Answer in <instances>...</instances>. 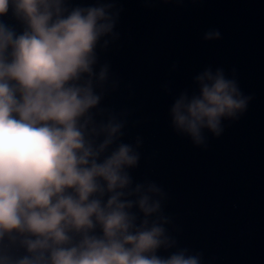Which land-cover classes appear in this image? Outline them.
Masks as SVG:
<instances>
[{"label": "clouds", "instance_id": "clouds-1", "mask_svg": "<svg viewBox=\"0 0 264 264\" xmlns=\"http://www.w3.org/2000/svg\"><path fill=\"white\" fill-rule=\"evenodd\" d=\"M10 6L25 28L17 35L0 22V264H201V254L187 249L155 254L175 240L164 227L163 190L132 186L127 169L139 161L133 146L120 143L98 163L124 121L110 114L97 123L90 111L103 98L95 88L109 71L105 64L94 72L95 49L104 37L118 38L113 29L122 9L0 0V16ZM194 82L198 94L182 92L171 107L172 126L206 147L204 130L219 137L222 120L239 119L251 97L223 69L209 67ZM134 206L143 214L139 225ZM97 227L101 236L93 234Z\"/></svg>", "mask_w": 264, "mask_h": 264}, {"label": "water", "instance_id": "water-1", "mask_svg": "<svg viewBox=\"0 0 264 264\" xmlns=\"http://www.w3.org/2000/svg\"><path fill=\"white\" fill-rule=\"evenodd\" d=\"M100 3L122 11L118 38L95 49L94 72L105 64L109 71L90 111L97 123L112 114L124 127L98 163L118 144L131 145L139 153L127 169L132 186L154 183L165 193L161 212L175 246L155 254L187 249L201 264H264V0H67L70 8ZM0 22L17 35L25 28L11 6ZM213 29L220 38L206 41ZM209 67L234 77L251 100L239 119L222 120L219 137L204 130L202 147L174 130L170 109L182 92L198 94L194 78ZM131 212L139 225L143 214Z\"/></svg>", "mask_w": 264, "mask_h": 264}]
</instances>
